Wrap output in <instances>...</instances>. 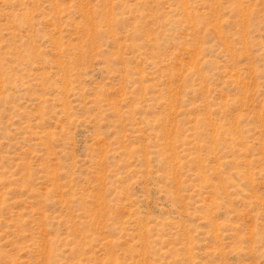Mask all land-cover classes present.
<instances>
[{
  "label": "rangeland",
  "instance_id": "374dc122",
  "mask_svg": "<svg viewBox=\"0 0 264 264\" xmlns=\"http://www.w3.org/2000/svg\"><path fill=\"white\" fill-rule=\"evenodd\" d=\"M0 264H264V0H0Z\"/></svg>",
  "mask_w": 264,
  "mask_h": 264
}]
</instances>
